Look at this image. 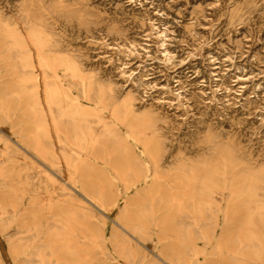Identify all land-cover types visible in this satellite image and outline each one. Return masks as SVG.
Listing matches in <instances>:
<instances>
[{"label": "bare ground", "instance_id": "bare-ground-1", "mask_svg": "<svg viewBox=\"0 0 264 264\" xmlns=\"http://www.w3.org/2000/svg\"><path fill=\"white\" fill-rule=\"evenodd\" d=\"M173 1L0 0V237L13 264H264V0ZM208 9L220 28L192 48L206 66L186 68L202 84L189 91L180 44L214 21ZM249 90L258 99L242 102ZM177 118L196 125L170 156Z\"/></svg>", "mask_w": 264, "mask_h": 264}, {"label": "rangeland", "instance_id": "rangeland-1", "mask_svg": "<svg viewBox=\"0 0 264 264\" xmlns=\"http://www.w3.org/2000/svg\"><path fill=\"white\" fill-rule=\"evenodd\" d=\"M104 0H93V2L95 4H100V5H103V2ZM172 0H165V2L167 3H170ZM208 2L210 0H207ZM132 5H128L126 4L125 7H127V9H130ZM172 8L174 10H180L182 12H185V10L183 9L182 7V3H181V0H174L173 3L171 4ZM134 9H137V7L133 6ZM210 11V12H209ZM209 14L208 16H212V20L214 19V21L210 22L209 24L207 22L204 23V21L202 22V24L206 25V26H200V25H197L196 26V36L194 37V39H191V38H184L185 42L181 43L180 46L184 49V51L182 52V57H181V60H184L183 61V66L185 65V67H183L182 69H180V71H183V75L187 77V79L189 80L186 84H187V89L190 91V90H194V91H197L198 88H201L202 87V84H201V79L198 78V77H195V75L192 74V71L191 69H186L187 67L191 68L193 66H195L197 63H202L204 66H206V61H202V58H200L199 56V51H196V52H192L193 49H197L203 42H207V41H210V40H213L214 38H216L217 36H215L217 30L220 28L219 27V23L221 21V18H217V16H214V12L210 9H208ZM211 14V15H210ZM122 24V23H121ZM116 25H119L116 24ZM128 25H131L132 26V29H130V31H132V34L133 32L136 33L135 35L137 34H140V35H144L143 32H141V29L139 28V25L138 24H128ZM92 34L95 38V40L92 42V45L91 46H87L89 47V52L91 53V55H96L98 54V52H100L101 50L99 49L100 45H97V43L100 41L101 38L104 37V35H100V32L96 30H93L92 31ZM241 34V33H240ZM219 38V37H218ZM239 38V37H238ZM109 39V38H108ZM220 39V38H219ZM86 39H83L81 42H84ZM107 40V37L106 39ZM95 42V43H94ZM202 42V43H201ZM107 43H112L111 40H108ZM223 44H225V42H222ZM245 53L243 55H241L240 59L238 60L241 64L244 62V58L247 56V53H246V49L243 50ZM262 51V61L264 62V48L261 49ZM214 55L217 57V62H219V64L221 65V69H222V72L225 73L227 70H229V63L227 62L226 60V57H225V53L221 50L218 51H215L214 52ZM97 59V57H94L92 58V61ZM119 59V60H118ZM115 62L114 64H118L120 63L122 60L126 61L128 63V65H130V67H135V61L133 58L131 57H128V56H125V55H121L120 53H118L117 56H115L114 58ZM145 67L143 69V74H146L148 75L149 77H153L151 74H152V71H151V65H152V62L150 61H145L144 64H143ZM102 67L104 68H107V69H111L112 72H114L115 70V67L112 69L111 66H109L107 63L105 64H102L101 65ZM262 66L264 68V63H262ZM207 68V67H206ZM264 70V69H263ZM138 73V72H137ZM229 75V74H228ZM259 78H260V81H264V71L263 73H261L259 75ZM184 79V78H183ZM186 79V80H187ZM185 80V79H184ZM231 81V85L234 89H238V81L236 82V79L235 78H231L230 79ZM208 95V91L206 90L205 91ZM256 94H259L258 95V98L259 99H262V102L259 103V104H256V109H255V112L257 114H262L264 116V91H263V87H261L258 91V93ZM143 97L146 96V94H143ZM206 95L205 96H202L201 99H196L195 101L198 102V100L200 101L199 105H195V108H198L200 109V113L204 114V111L206 110L205 108H203L202 106H204L205 104H207V99H205ZM218 97L221 98V92L218 93ZM245 97H250L252 98L253 100H257L258 98L255 97L254 94H252V91L249 90L247 92H245L242 96V102L244 101ZM145 99V98H144ZM212 107L210 110H208L210 114H212L211 116H209V119L211 120V122L213 124H218L220 125V121L218 119H216V114H214V112L216 111V109L214 108V104H210ZM172 107L168 108L167 110L171 113H175L176 115L178 116H183L182 115V111L180 108L178 109H171ZM235 109H238V112H241V109L240 107H235ZM236 114H240V113H236ZM185 116H183V119H184ZM196 117H199V116H196ZM179 118L176 119V123L174 125V129L172 130V134H173V137L175 138L174 141H173V144L174 146L169 150V155L170 156H173L177 153V151H181L182 153H187V151H184V149H188L189 148V143L188 141H186L187 139L185 138L186 135L188 136V133H190V130L196 125L195 122H191L189 121V119H187V121H182V120H178ZM219 122V123H218ZM189 123H193V124H189ZM193 126V127H192ZM226 127H227V123H226ZM261 131L263 133V135L261 134V140L260 142H255L254 143V148L255 146H258V149H256L257 151H259V155L258 156H264V126H262L261 128ZM226 138V136H225ZM245 138V137H244ZM250 137L249 138H246L244 139L243 141L240 142L242 148H243V151H246V156L247 155H251L249 152L251 150V145L253 144L250 140ZM176 140V141H175ZM177 140L181 143V144H178L177 143ZM185 143V144H184ZM179 146H182L183 147V150L181 149V147ZM246 150H245V149ZM250 149V150H249ZM253 155V154H252ZM0 249H1V252L3 254H5L6 256V261L8 264H13V262L10 260L9 258V253H8V246L7 244L2 240V238L0 237Z\"/></svg>", "mask_w": 264, "mask_h": 264}]
</instances>
